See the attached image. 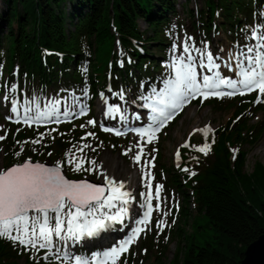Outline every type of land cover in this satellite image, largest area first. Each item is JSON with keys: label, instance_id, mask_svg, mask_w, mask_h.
<instances>
[{"label": "trees", "instance_id": "1", "mask_svg": "<svg viewBox=\"0 0 264 264\" xmlns=\"http://www.w3.org/2000/svg\"><path fill=\"white\" fill-rule=\"evenodd\" d=\"M201 1L202 5L191 6L186 13L193 28L203 31L206 37L221 29L240 44L247 24L255 20L263 24L264 0ZM0 4V61L5 64L6 83L16 79L28 83L31 89H68L87 93L91 99L97 90L123 89L122 86L138 92L143 89L148 95L158 90L165 74L163 62L169 52L179 0H0ZM255 100V94H247L211 98L204 103L218 109L234 105L233 115L243 117L250 109H262L259 103L254 104ZM86 121L80 118L66 123L73 134L60 135L54 150L48 143L42 144L43 149L47 148L45 155L34 153L39 145L22 157L36 160L54 154L52 162L64 164L60 158L65 157L71 142L77 143L84 135L80 130ZM247 121L217 129L215 142L207 140L211 145L209 157L194 159L187 155L182 169L167 168L170 185L195 209L192 232L186 235L182 227L174 229L178 245L169 264H238L247 245L264 232V164L258 161L251 173H246V152H230L232 145L245 140L255 142L264 131V122L247 126ZM47 129L45 125L7 122V164L19 161L14 154L19 144ZM104 139L116 151L124 142L122 137H98L94 133L88 144H93L95 156ZM26 149L30 150L27 145ZM178 215L187 223L191 215L188 206H182ZM199 218L211 230L212 241L205 244L196 241L195 232L203 228ZM182 239L184 246L180 245ZM142 245L164 247L162 241L155 244L153 235L145 238ZM160 253L159 250L155 256L158 260ZM18 258H24L23 264H61L54 259L45 261L40 254L34 257L22 245L0 238V264H19ZM133 259L130 252L118 264H132Z\"/></svg>", "mask_w": 264, "mask_h": 264}, {"label": "snow or ice", "instance_id": "2", "mask_svg": "<svg viewBox=\"0 0 264 264\" xmlns=\"http://www.w3.org/2000/svg\"><path fill=\"white\" fill-rule=\"evenodd\" d=\"M260 29H264V24H256L251 29V39L256 41L255 44L245 45L244 50L238 56L229 55V61H236L235 78L216 71L220 68V64L216 62L217 57H214L206 45L203 48H196L192 43V38L186 37L183 42V51L177 55L178 46L173 44V57L169 67L173 70L174 75L164 81V87L158 91L153 89L152 94L145 98L148 100L145 107L151 111V123L147 128L135 129V131L139 132L141 137L146 136L150 143L155 139V133L164 127L177 111L182 110L184 105L190 103L191 99H195L197 96L203 97V99L211 96L223 98L255 91L258 92L256 102H261V96H264V31ZM194 52L200 53V57H195ZM197 67L202 71L198 72ZM229 67L231 68L230 63ZM16 87L14 84L11 85L10 92L15 91ZM223 88L228 91H222ZM116 95L121 100L125 98L123 90ZM101 97L107 103V97H104L103 93H101ZM4 100L11 103L10 111L13 114L7 119L15 118L14 122L16 123L29 124L30 121L40 122L53 117H57V122H59V115L66 118L75 115L83 116L87 114L88 110V106L82 101L76 103L70 101L69 107L60 112L58 106L61 104V100L56 98L51 99L44 106L45 110L40 108L35 97L31 101L21 103L17 99L11 98L9 94H5ZM120 111L119 105H108L105 116ZM140 118V115L137 114L136 119ZM96 123L95 119L87 121L88 125L95 126ZM29 126L31 125L29 124ZM81 127L83 128L85 125H81ZM104 130L109 131L110 129L105 128ZM208 130H210L208 126L206 129L195 130L205 133V143L202 146H193L197 147V150L204 155H207L211 150V145L207 142ZM119 134L121 133L118 131L117 135ZM93 135L92 132L86 133V137ZM5 138L6 134L0 136V141ZM84 138L82 137V139ZM39 142V140L32 141V143ZM214 142L213 138L212 143ZM88 147L90 145L85 144L79 151ZM138 147L139 151L134 156L137 163L140 162L141 155L145 151L144 146L138 145ZM182 147H188V143L185 142ZM127 151H132V149L129 148ZM154 151L155 149H153ZM65 155L68 156L69 153ZM177 157H179V149ZM154 159L153 157L152 160ZM152 160L146 161V164H152ZM68 163H72V160H69ZM91 164L93 168L84 169L82 164L77 162L74 171H93L98 167L95 161H91ZM152 166L154 167V165ZM101 175L104 180L102 184L91 183L87 180H71L62 173L59 161L56 166L49 167L43 163L32 162L30 158L24 163L0 170V238L18 243L25 250L36 252L42 249L47 250L44 256V259L47 260L48 254L54 247L58 252L61 251L57 242H64V249H66L68 241L78 242L84 237H94L109 229L113 223H123L131 212L130 205L135 197L131 192L124 190L125 183L123 181H117L114 177L103 173ZM145 177H148L147 184H143ZM151 178L150 172L142 175V186L147 188L146 192L140 193V197L143 199V203L140 204L142 218L137 219V226L132 229L127 239L117 246L110 247L102 255L93 256L91 262L84 257L63 250L64 264H67L69 259L73 260L74 264H108L109 261L111 264H116L117 259L127 253L129 246L145 231L153 211L160 210L163 185L156 184L153 194ZM154 199L157 201L155 205L153 204ZM169 213L170 210L162 215L167 216ZM165 226L166 221L163 219L156 222V227L160 232L164 231ZM56 259L60 260L61 256L57 255Z\"/></svg>", "mask_w": 264, "mask_h": 264}, {"label": "rangeland", "instance_id": "3", "mask_svg": "<svg viewBox=\"0 0 264 264\" xmlns=\"http://www.w3.org/2000/svg\"><path fill=\"white\" fill-rule=\"evenodd\" d=\"M199 7L202 5L201 0H190L187 3L186 0H179V4L177 6V15L173 17L172 23V37L169 45V52H167L166 60L163 62V73H165L159 81L160 88L164 87V81L172 78L174 75L173 70L169 67L172 62V47L173 44L178 46L177 55H179L183 51V42L186 37L192 38V43H194L196 48H203L205 45L207 48L213 53L214 57H217L216 62L220 64V68L216 71H219L222 75L229 76L235 78L234 72L236 69V61H229V55L233 54L238 56L241 51L244 50L245 45H253L256 43L252 40L249 35L251 34V28L254 26L252 23L246 25L245 31L243 32V37L240 39V44L231 40L226 32H223L221 29L218 31H212L209 34V37H206L203 31H198L192 26V19L186 13V9L189 7ZM2 5L0 4V9ZM252 24V25H251ZM264 24V21H263ZM141 28L144 27V23L142 21L139 22ZM264 31V29H260ZM193 55L197 58L200 57V53L194 52ZM170 56V59H169ZM225 60V63H223ZM229 63L231 64V68L229 67ZM202 69L197 67V71L200 72ZM6 68L5 64L0 61V136L7 135V122H13V120L7 119L8 116H13L11 113V103L9 101L4 100L5 94H9L11 98H15L21 103L26 101H31L33 97L36 98L37 102L40 105L42 110H45L44 106L48 104V102L53 99H60L61 104L58 106L60 112H63L69 107V102L76 103L82 101L83 104L88 106V114L87 121L90 119H95L97 121L96 125H88L87 121L85 122V127L80 130L79 141L71 142L66 153H69L68 156L65 155L64 158H60L64 160V164H61L63 171L65 174L72 178H87L89 182H100L103 183V175L100 173V165L102 163V158L110 155L120 164L119 171L116 172L115 179L117 181H123L125 183L126 191H129L133 194L135 199L130 205L131 212L126 216L125 221L123 223L116 222L112 224L109 229L103 231L102 233L104 237L111 239L110 245H117L122 240L119 235H123L125 233H129V229L135 225L137 219L142 218V211L140 210V204L143 203V199L140 197V193L146 192L147 188L142 186V175L144 173H151V183L153 185V189L155 190L156 184L163 185V189L161 190V207L159 211H155L152 215L149 225L146 227V230L140 235L139 240L136 242L134 246H132L127 253H124L122 256L124 257L129 252H132L134 255L132 264H169L170 259L172 258L175 248L178 245V240L175 234H173L174 229L177 226L183 228L185 234H189L192 232L191 228V219L195 213V209L191 204H186V202L182 199L181 195L175 189L173 185H170V172L167 171L176 168V166L181 162V157H186L190 155L192 158H197L200 156L201 158H207L211 155V150L208 151L207 155H204L202 152L197 150V147H194L193 150L191 147L189 149L183 148L185 141L189 139L192 141L190 145L202 146L205 143V133L204 131H195L197 129H206V126L209 127L210 130L207 131V140L208 139H216L217 129H221L227 124L230 125V128L236 125L240 120H248L247 126L251 124H259L264 122V97L261 96V102L259 104L262 109H257L256 107L250 109L242 116L233 115L234 105L233 106H223L221 109L214 108L209 104H195L190 103L184 108V111L177 116L170 124L161 129L160 133L155 135V139H153L150 143L147 141V137H141L139 132H130L121 137H123L124 142L118 145V150L116 151L113 145H110L109 142L104 139L101 144H98V156L94 155V151L91 148L93 144H88L92 139V136H87L86 133L92 132L97 133L99 135H108V131H105L104 127H100V120L103 121L102 118V102L103 99L101 97V93L97 94L94 99L89 98L88 94H77L68 89H53V88H33L29 87L28 83L26 85L20 83L16 79H11L9 83H6ZM16 85V90L10 92L9 88L11 85ZM6 86V88H5ZM6 89V91L4 90ZM123 89H117V91L109 90L108 92H103L104 97H108L111 101V105H119L121 111L119 113H111L114 114L110 116L109 120H107L108 124H115L118 116L123 117L127 116L129 118H136L137 114L140 115L139 121L132 122V128L135 125H143L145 128L147 121L146 116H151V111L149 108L145 107L148 103V100L145 99L149 95L143 89L140 92L135 91L132 87L127 88L122 86ZM159 88V89H160ZM158 89V90H159ZM121 90L124 92V99L121 100L116 94ZM157 90V91H158ZM70 94H72L70 96ZM228 97V96H224ZM256 103V102H255ZM254 106V105H253ZM34 107V105H33ZM23 110L21 109V112ZM131 111V114L129 112ZM63 115H59L62 118ZM84 116V115H83ZM75 117H82L79 115H75ZM239 117V119H237ZM52 124L50 128L43 133V135H36L35 138H32L25 144H19L18 148L15 149L14 154L19 153L17 158L21 162L23 159V155L25 153H33V150H36L40 145V149L35 151L34 153L37 155H45L47 152V148L43 149L42 144H49L50 147L55 148V141L62 136H72L73 132L71 128L66 126L64 122H57L56 117L49 118L47 120H43L42 124ZM58 123V124H56ZM33 140H39V143H32ZM209 143V142H208ZM90 145L88 148H83V151H79L83 145ZM26 145L30 148V150L26 149ZM138 145L144 146V154L141 155V160L137 163L134 160V156L139 151ZM129 148L132 151H127ZM153 149L155 151L153 152ZM180 150L179 157H177V150ZM238 149H242L246 152V163L244 170L246 173H251L253 167L256 162H261L264 164V131L257 138L255 142L240 141L237 144H234L230 147V152L234 155ZM127 152V154H125ZM10 157V152L4 146V140L0 141V170H4L5 166H8V158ZM55 158L54 154L50 156L41 157L39 160L41 162L54 163L52 162V158ZM155 158L152 160V158ZM29 158V157H28ZM31 159V158H30ZM69 160H72V163H68ZM152 160V164H146V161ZM91 161H95L96 167L93 171H74L75 164L80 162L82 164V168L90 169L93 168ZM7 164V165H6ZM57 164V163H55ZM154 165V167L152 166ZM122 168H125V172H122ZM161 168V172L158 173V170ZM121 174V177L120 175ZM105 175L112 177L110 174L106 173ZM132 177V178H131ZM181 178V176H180ZM148 177H145L143 180V184H147ZM155 205V204H154ZM188 206V210L190 212V217L188 218V222L184 223L183 218L178 215V210L182 206ZM169 215L163 216L162 213L169 212ZM136 214V216L130 221L131 213ZM160 219L166 221V226L164 227V231L160 232L156 227V222ZM174 221V223H173ZM201 224H203V228H199L198 231L195 232V236L199 243L205 244V241H212L211 230L209 226L206 225L203 218H199ZM122 231V232H121ZM120 232V233H119ZM154 236L155 244L159 241L163 242V248H157L156 245L152 247H144L142 242L145 238L149 236ZM86 238V237H84ZM6 239V238H5ZM83 239V238H82ZM80 240L78 242L68 241V247L64 249V242H57L60 245L61 251L58 252L54 247L52 252L48 254L49 258L47 260L44 259L45 253L47 250H40L38 253L36 251L28 250V252L34 257L41 255L42 259L45 261L56 259L57 255L61 256L60 260H57L61 264H64L62 251L66 250L71 252L73 255H79L81 257L86 258L87 260L91 257V252L87 251L84 253L80 252L82 247L87 249H91L92 247H98L100 243L95 241H89L86 244V240ZM120 239V240H119ZM87 245L90 247L88 248ZM181 246H184V239L180 242ZM96 249V248H93ZM146 250V251H145ZM161 251L159 254V260L156 259V254L158 251ZM26 251V250H25ZM122 256L117 259L116 264L119 263ZM182 254H180V258ZM17 261L19 264L24 263V258H18ZM27 264V263H25ZM67 264H74V261L69 259ZM111 264V262L109 263Z\"/></svg>", "mask_w": 264, "mask_h": 264}, {"label": "water", "instance_id": "4", "mask_svg": "<svg viewBox=\"0 0 264 264\" xmlns=\"http://www.w3.org/2000/svg\"><path fill=\"white\" fill-rule=\"evenodd\" d=\"M25 159L23 162L24 163ZM32 162H39L43 163L46 166L54 167L56 165L40 162V161H32ZM21 163H12L9 166H7L5 169L15 165V164H21ZM62 173L64 174L63 170L61 169ZM68 178V177H67ZM71 179V178H68ZM71 180H87V179H71ZM89 181V180H87ZM91 182V181H90ZM94 183V182H91ZM95 184H101L99 182ZM238 264H264V232L261 233L255 240H253L251 243H249L243 253V258L240 260Z\"/></svg>", "mask_w": 264, "mask_h": 264}, {"label": "bare ground", "instance_id": "5", "mask_svg": "<svg viewBox=\"0 0 264 264\" xmlns=\"http://www.w3.org/2000/svg\"><path fill=\"white\" fill-rule=\"evenodd\" d=\"M223 63H225V60ZM129 114H131V111L129 112ZM113 116H114V114H112V117ZM134 121H136V118L135 119L129 118L127 116V114H126V116H123V117L118 116V118H117V122L121 123L122 125H125L126 127H130L132 122H134ZM102 159L103 160H102V163L100 165V173H103V174L108 173L112 177L115 178L116 172L119 171V168L121 167L120 164L117 162L116 159H114L110 155H107V156L103 157ZM122 172H125V168H122ZM119 175L121 177V174H119ZM131 214L132 215L130 216V221H132V219L136 216V214H134L133 212ZM103 234L101 233L100 236L97 238V241H99L101 246L107 245L111 242V239L104 237Z\"/></svg>", "mask_w": 264, "mask_h": 264}]
</instances>
